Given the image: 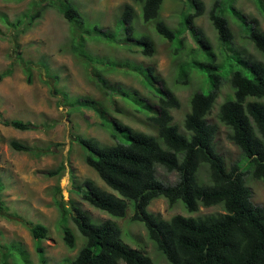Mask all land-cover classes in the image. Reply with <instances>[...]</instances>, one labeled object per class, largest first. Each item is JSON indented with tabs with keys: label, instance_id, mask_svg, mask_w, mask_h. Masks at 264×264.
Wrapping results in <instances>:
<instances>
[{
	"label": "trees",
	"instance_id": "obj_1",
	"mask_svg": "<svg viewBox=\"0 0 264 264\" xmlns=\"http://www.w3.org/2000/svg\"><path fill=\"white\" fill-rule=\"evenodd\" d=\"M22 1V0H11ZM125 3L112 27L99 21L90 22L72 0H35L33 9L17 18L14 36L23 34L27 25L41 18L46 9L56 10L70 26V51L90 69L92 81L104 92L113 110L119 99L128 116L141 117L152 133L133 129L111 116L109 107L89 97H71L56 88L58 76L50 73L44 62L25 59L18 43H14L15 61L22 69L26 82L33 81L34 69H44L53 81L51 94L61 95V104L70 111L92 110L108 132L112 144H101L97 139L72 135V141L86 152L84 163L96 172L101 181L120 198L101 190L92 180L77 186L79 196L93 208L113 217L124 219L129 202L133 206L131 222H141L157 252L169 264H264V208L252 201L250 181L264 182V31L258 18L249 16L235 6L237 0H213L207 12L215 32L212 46L196 19L205 13L202 0H181L177 28H170L161 19L165 0H131ZM264 21V0H250ZM134 6L137 9H134ZM230 17L238 23L237 32L243 44L252 45L254 53L234 44L237 33L230 26ZM24 18L27 24H22ZM7 23L5 15L1 17ZM152 23L162 41L172 46L171 56L176 63L174 86H187L190 75L203 77L200 90L192 93L189 111L185 114L182 130L174 123L172 110L180 108L173 89L161 79L154 67L124 60L115 61L94 54L89 42H100L129 51L134 48L147 58L156 49L149 35L139 32L136 24ZM193 41L194 51H186L185 37ZM188 56V57H187ZM117 67L134 71L146 89L140 93L110 82L105 75ZM12 73L11 67L0 73V82ZM227 82L232 95L226 96L217 107V123L210 120L222 85ZM206 91L204 92V88ZM0 124L18 131H35L39 127L21 120H4ZM219 125L224 127L229 140L239 151L236 160L225 159L215 145ZM9 147L16 152L34 153L33 147L11 140ZM50 150V147H47ZM245 159L246 164L241 165ZM157 167L176 173L177 179L168 184L158 179ZM61 165L46 172L48 177L59 175ZM73 179V177H72ZM1 190V186H0ZM164 198L168 207L181 201L189 213L200 207H220V213L187 218L180 215L169 220L147 210L154 199ZM59 211V225L65 246L75 248L72 231L63 226L71 219L85 238L77 255L64 264H153L146 251L131 248L121 241L119 226L111 220L95 224L90 216L74 202L68 209L61 199L55 201ZM34 249L40 264H45V250L41 244L49 230L42 224L29 226ZM0 264H30L16 245H0ZM9 258L12 262L9 263Z\"/></svg>",
	"mask_w": 264,
	"mask_h": 264
},
{
	"label": "rangeland",
	"instance_id": "obj_2",
	"mask_svg": "<svg viewBox=\"0 0 264 264\" xmlns=\"http://www.w3.org/2000/svg\"><path fill=\"white\" fill-rule=\"evenodd\" d=\"M35 0H0V73L11 67L12 73L0 82V116L4 120H21L30 122L37 127L35 131H18L0 124V245H16L30 264H40L34 249V240L29 232V226L42 224L49 230L46 240L41 244L45 250V264H64L73 259L85 244V238L80 234L75 224L70 219L67 224L75 237V248L69 250L62 239V227L59 225V211L55 201L61 199L68 209L70 202H74L82 211L87 213L92 222L98 224L106 220L116 223L121 231V241L131 248L146 251V255L153 264H169L164 256L157 252L153 242L148 238L144 225L141 222H131L133 214L132 203L129 202L127 214L124 219L113 217L105 212L97 210L83 201L78 195L77 186L84 180H92L101 190L120 196L107 187L96 172L84 163L85 150L72 141V135H82L97 139L101 144L111 145L112 140L101 125V119L90 109L70 111L68 107L61 106V95L51 94L54 82L47 77L44 69H34L33 81L26 82L25 75L18 64L12 66L15 61L13 46L18 43L23 51L25 59L33 62H44L51 74L58 76L56 88L67 92L71 97H89L100 101L109 107L111 116L129 125L133 129L152 133L142 116L129 117V108L117 98V108L122 113L113 110L104 92L92 81L90 69H87L81 60L70 51V26L67 21L53 9H46L41 18L35 19L31 25L26 26L23 34L14 36L13 27L17 18H21L26 12L31 11V5ZM85 18L90 22L99 21L105 27H112L118 18L121 8L125 3L132 4L131 0H72ZM205 5V13L196 19V25L201 27L212 46L216 45L215 32L209 22L207 12L213 0H202ZM235 6L249 16L259 19L260 27L264 31V21L256 6L250 0H237ZM136 10L137 7L134 6ZM183 10L181 0H165L160 14L161 19L168 27H178L179 13ZM5 15L7 23L1 21ZM230 26L237 32L238 22L230 17ZM24 18L22 24H27ZM139 32L149 35L155 45V53L151 58L142 56L138 50L108 46L100 42H89L87 48L94 54L113 58L115 61L124 60L154 67L157 75L164 79L170 86L180 102V108L172 110L174 123L182 130L185 114L189 111V99L193 92L200 90L203 85V77L192 73L187 86H174L176 77V61L171 56L170 44L162 41L154 31L152 23L136 24ZM238 32L234 37V44L241 46ZM186 51L195 49L193 41L186 35ZM250 53L255 51L252 45L243 44ZM188 57V56H187ZM112 83H119L126 89H135L145 93L140 77L132 70L117 67L115 72L105 75ZM206 87L204 88V92ZM232 91L225 81L222 85L220 97L216 101L210 120L217 123L215 117L218 105L226 96H231ZM264 102V100H263ZM224 127L219 125L215 145L219 153L225 159L236 160L239 156L237 148L227 140ZM11 140H17L22 144L33 147L34 153L16 152L9 147ZM50 147V150H47ZM246 164L244 159L240 163ZM63 165L64 170L57 176L48 177L46 172L53 171ZM159 180L172 184L176 181V173H168L162 167H157ZM73 177V179H72ZM254 204L264 208V182L250 181ZM147 210L159 215L164 220L173 216L196 218L222 212L220 207H200L195 213L186 211L181 201L176 202L172 208L164 198L154 199ZM9 258V263L12 262ZM1 263V256H0Z\"/></svg>",
	"mask_w": 264,
	"mask_h": 264
}]
</instances>
